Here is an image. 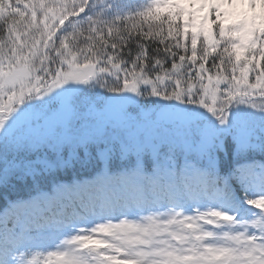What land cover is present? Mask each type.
Instances as JSON below:
<instances>
[{
	"label": "snow or ice",
	"instance_id": "snow-or-ice-1",
	"mask_svg": "<svg viewBox=\"0 0 264 264\" xmlns=\"http://www.w3.org/2000/svg\"><path fill=\"white\" fill-rule=\"evenodd\" d=\"M0 201V264H264V0H0Z\"/></svg>",
	"mask_w": 264,
	"mask_h": 264
},
{
	"label": "trees",
	"instance_id": "trees-1",
	"mask_svg": "<svg viewBox=\"0 0 264 264\" xmlns=\"http://www.w3.org/2000/svg\"><path fill=\"white\" fill-rule=\"evenodd\" d=\"M20 195H27V193L21 192ZM12 198H15V195H13ZM0 207H2V201H0Z\"/></svg>",
	"mask_w": 264,
	"mask_h": 264
}]
</instances>
